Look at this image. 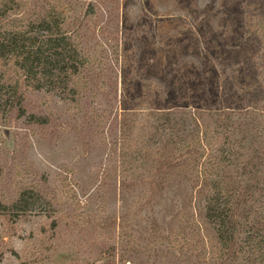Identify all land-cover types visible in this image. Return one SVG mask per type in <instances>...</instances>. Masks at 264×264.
<instances>
[{
  "label": "rangeland",
  "instance_id": "obj_1",
  "mask_svg": "<svg viewBox=\"0 0 264 264\" xmlns=\"http://www.w3.org/2000/svg\"><path fill=\"white\" fill-rule=\"evenodd\" d=\"M249 3L60 0L65 28L92 62L85 87L75 78L80 108L0 63V76L20 81L17 97L0 96V201L26 185L44 195L30 212L0 211V264H248L239 251L221 254L201 181L174 176L155 187L154 154L137 170L110 147L130 113L173 114L161 135L153 121L131 130L123 152L132 157L139 137L152 148L170 133L179 141L197 117L209 133L200 162L230 154L229 188L249 202L246 227L263 220L264 24L251 21Z\"/></svg>",
  "mask_w": 264,
  "mask_h": 264
},
{
  "label": "trees",
  "instance_id": "obj_2",
  "mask_svg": "<svg viewBox=\"0 0 264 264\" xmlns=\"http://www.w3.org/2000/svg\"><path fill=\"white\" fill-rule=\"evenodd\" d=\"M29 1L0 0V63L13 65L17 72H22L24 84L29 88L58 90L70 96L72 103L80 108L82 89L76 86L75 78L80 76L81 81V73L92 61L83 53L78 36L65 28L66 13L61 8L60 0H36L43 1L37 7L38 10L35 7L27 8ZM248 11L254 14L252 22L264 24V0H250ZM89 12L91 15L95 14L93 9ZM84 80L81 81L83 87L87 84ZM252 86L256 87L257 83ZM19 88V80L12 82L11 79L5 80V75L0 76V96L15 98L20 94ZM172 116V113L145 116L137 112L126 115L122 124L123 136L111 143L110 150L115 159L121 155L124 159H129V165L141 170L151 163L150 156L154 154V161L151 163L153 171L149 176L152 177L150 183L155 187H161L174 176H192L201 181L208 192L206 217L217 227V242L221 254L224 251L225 254L229 252L231 256L239 251L246 256L248 264H264V206L260 211L263 220L255 222L249 228L246 227L249 202L244 200L243 193H233L229 188L228 181L231 178L226 167L233 163V159L230 154L222 153L208 160L210 167L200 162L199 159L204 154L202 152L205 151L204 141L209 133L202 131L197 117H193L194 127L178 136L179 141L170 133L168 138H160L156 147L152 148L146 147V142L139 137V141H135L134 149L137 155L132 157V153L123 152L131 148V145L127 146V141L134 140L132 129L139 132L153 121L158 123L154 135H161L162 119L170 121ZM120 142L121 145L118 146ZM180 159L181 161H178ZM112 168V171L116 172L117 169ZM137 170L126 177H134L138 174ZM118 175L124 177L121 173ZM39 187V184L26 185L20 189L12 202L1 200L0 211L8 215L14 212H30L36 199L44 198V195L39 193Z\"/></svg>",
  "mask_w": 264,
  "mask_h": 264
}]
</instances>
